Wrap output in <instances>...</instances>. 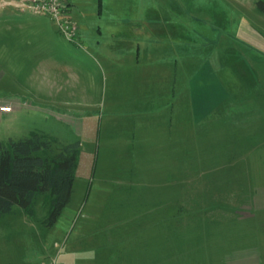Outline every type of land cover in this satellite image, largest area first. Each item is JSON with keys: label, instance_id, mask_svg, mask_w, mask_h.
Listing matches in <instances>:
<instances>
[{"label": "rangeland", "instance_id": "rangeland-1", "mask_svg": "<svg viewBox=\"0 0 264 264\" xmlns=\"http://www.w3.org/2000/svg\"><path fill=\"white\" fill-rule=\"evenodd\" d=\"M70 3L82 39L78 30L67 40L44 12L0 8V141L42 131L52 139L48 156L80 143L72 198L55 222L47 219L49 193L0 214V264H264L262 247V258L230 261L228 236L248 212L227 208L228 194L234 206L246 194L217 177L222 163L203 154V130L192 129V145L176 148L162 177L147 174L162 163L126 155L138 145L132 130L143 108L131 101L144 75L172 73L180 61L176 69L192 79L204 109L220 104L221 92L231 100L254 79L264 83V13L256 0ZM154 21L160 27L151 33ZM64 45L82 59L62 56ZM15 100L24 106L13 110ZM241 229L239 247L251 243L247 224Z\"/></svg>", "mask_w": 264, "mask_h": 264}, {"label": "crops", "instance_id": "crops-1", "mask_svg": "<svg viewBox=\"0 0 264 264\" xmlns=\"http://www.w3.org/2000/svg\"><path fill=\"white\" fill-rule=\"evenodd\" d=\"M69 16L72 17L71 7ZM159 27L154 21L150 32L154 33ZM78 30L80 38L79 26ZM137 30H141L136 33H143L141 36L146 39L148 30L143 28ZM140 49V44L133 45L131 50L129 49V53L135 54L133 61L134 58L138 61ZM62 50V56L75 57L77 61L82 59L81 55L77 54L79 49L76 47L64 45ZM174 64L176 65L172 73L148 74L138 81L143 83L136 91L138 100L131 101L132 104L137 102L143 108L137 113L139 115L136 122L137 130L136 132L132 130L134 136L132 140L136 138L138 148L134 143L132 150H127L126 155H138L143 162L162 163L159 167L154 166L147 172L149 177H162L159 171L165 167L163 163L177 159L176 148L184 149V153L186 147L192 145V129L198 127L203 130V154L209 157L215 155L217 161L222 163L219 166L222 171L216 172L217 177L222 176L225 177L226 182L236 183L241 188V192L246 194L241 206L239 202L234 206V193L228 194L231 201H226L227 208H230L231 204L232 210L238 207V211L244 209L248 214L246 219L236 218L237 234H234L232 230L233 234L228 236L233 241V247L231 256L227 255V257L233 258L230 261L234 262L241 257L262 258L261 247L264 250V83L261 84L259 78L254 79L251 86L244 87L241 92L231 97V100L227 92L225 95V92H221L220 104L204 109L203 95L193 96L192 79L186 77L184 68L180 71L176 69L177 64H181L180 61L177 62L175 59ZM154 83L157 85L155 86ZM223 95L227 96L226 99ZM226 101L228 102L224 104ZM124 104L125 102H122V107ZM12 105L13 110L24 106L19 100L13 101ZM30 108L45 112L53 111L42 106H30ZM197 113L200 117L195 121L198 122L192 123L193 115ZM213 130L216 131L215 134L212 133ZM128 133L125 132L124 136L126 145H129V139H131ZM124 190V193H129L132 189L128 185ZM246 224L248 232L246 230L245 233L251 243L239 247L238 244L242 243V236L239 234L242 231L240 225Z\"/></svg>", "mask_w": 264, "mask_h": 264}, {"label": "trees", "instance_id": "trees-1", "mask_svg": "<svg viewBox=\"0 0 264 264\" xmlns=\"http://www.w3.org/2000/svg\"><path fill=\"white\" fill-rule=\"evenodd\" d=\"M256 4L264 13V0ZM51 142L37 131L0 141V214L10 212L14 205L27 209L38 194L49 193L47 219L52 223L59 218L72 198L80 143H65L48 156Z\"/></svg>", "mask_w": 264, "mask_h": 264}, {"label": "built area", "instance_id": "built-area-1", "mask_svg": "<svg viewBox=\"0 0 264 264\" xmlns=\"http://www.w3.org/2000/svg\"><path fill=\"white\" fill-rule=\"evenodd\" d=\"M71 0H0V8L12 6L21 11L44 12L56 24L60 33L67 39L73 40L78 37V25L70 16ZM2 110H11L5 105ZM56 264V263H52Z\"/></svg>", "mask_w": 264, "mask_h": 264}]
</instances>
